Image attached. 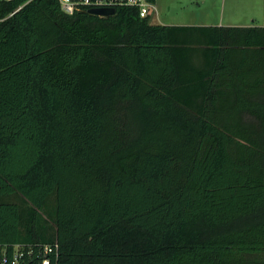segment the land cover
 <instances>
[{
	"label": "trees",
	"instance_id": "16d2710c",
	"mask_svg": "<svg viewBox=\"0 0 264 264\" xmlns=\"http://www.w3.org/2000/svg\"><path fill=\"white\" fill-rule=\"evenodd\" d=\"M53 243L54 264H264V27L0 0V246Z\"/></svg>",
	"mask_w": 264,
	"mask_h": 264
},
{
	"label": "rangeland",
	"instance_id": "374dc122",
	"mask_svg": "<svg viewBox=\"0 0 264 264\" xmlns=\"http://www.w3.org/2000/svg\"><path fill=\"white\" fill-rule=\"evenodd\" d=\"M249 9L264 11V0H156V14L151 15L150 22L157 25L233 27L250 23L245 16ZM254 24L264 26V16L258 17Z\"/></svg>",
	"mask_w": 264,
	"mask_h": 264
},
{
	"label": "built area",
	"instance_id": "2783aa9c",
	"mask_svg": "<svg viewBox=\"0 0 264 264\" xmlns=\"http://www.w3.org/2000/svg\"><path fill=\"white\" fill-rule=\"evenodd\" d=\"M60 10L72 16L86 13L90 9H133L141 19H151L156 14V5L152 0H57ZM199 1V0H194ZM59 256L57 243L44 245L36 252L22 245L0 246V264H54Z\"/></svg>",
	"mask_w": 264,
	"mask_h": 264
},
{
	"label": "crops",
	"instance_id": "0c3cea01",
	"mask_svg": "<svg viewBox=\"0 0 264 264\" xmlns=\"http://www.w3.org/2000/svg\"><path fill=\"white\" fill-rule=\"evenodd\" d=\"M153 1H154L155 5H156V0H153ZM245 13H246L245 16H247V18L250 21V23L248 25L246 23L245 24H237V26H233V27L258 26L256 24H254V22L257 20L258 17L264 16V11H260V10L253 11V9H251V10L249 9V10L245 11ZM257 15H258V17H257ZM166 26H175V25H166ZM226 27H230V26H226ZM258 27H264V26H258Z\"/></svg>",
	"mask_w": 264,
	"mask_h": 264
},
{
	"label": "water",
	"instance_id": "95a60500",
	"mask_svg": "<svg viewBox=\"0 0 264 264\" xmlns=\"http://www.w3.org/2000/svg\"><path fill=\"white\" fill-rule=\"evenodd\" d=\"M86 14L98 16L101 18H108L114 14L113 10L107 9H90L86 12Z\"/></svg>",
	"mask_w": 264,
	"mask_h": 264
},
{
	"label": "clouds",
	"instance_id": "9594fccd",
	"mask_svg": "<svg viewBox=\"0 0 264 264\" xmlns=\"http://www.w3.org/2000/svg\"><path fill=\"white\" fill-rule=\"evenodd\" d=\"M86 2H87V0H86Z\"/></svg>",
	"mask_w": 264,
	"mask_h": 264
}]
</instances>
